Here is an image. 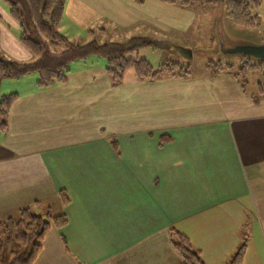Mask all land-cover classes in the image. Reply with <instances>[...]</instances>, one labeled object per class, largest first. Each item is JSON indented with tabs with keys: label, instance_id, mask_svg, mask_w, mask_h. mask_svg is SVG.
<instances>
[{
	"label": "crops",
	"instance_id": "crops-1",
	"mask_svg": "<svg viewBox=\"0 0 264 264\" xmlns=\"http://www.w3.org/2000/svg\"><path fill=\"white\" fill-rule=\"evenodd\" d=\"M221 7L68 0L58 31L75 45L148 38L159 66H186L189 51L230 65L217 59L227 56L220 43L234 48ZM19 34L0 1V54L35 62ZM231 66L142 81L129 71L114 85L107 61L91 58L48 89L37 75L0 82V100L18 96L0 133V219L30 208L68 220L45 235L34 264H183L173 231L204 264H229L245 244L243 264H264V94L243 89Z\"/></svg>",
	"mask_w": 264,
	"mask_h": 264
},
{
	"label": "trees",
	"instance_id": "trees-1",
	"mask_svg": "<svg viewBox=\"0 0 264 264\" xmlns=\"http://www.w3.org/2000/svg\"><path fill=\"white\" fill-rule=\"evenodd\" d=\"M10 9L11 17L20 28L19 39L23 46L34 56L35 62L18 63L6 59L0 54V82L6 79H19L37 75V87L48 89L65 84L71 73L70 66L75 62H86L91 58L107 61V73L114 85L124 80L127 72L135 73L137 80L156 79L164 74L183 77L190 74V67L179 63L167 62L158 68L138 58H129L139 50L152 47L148 38H134L125 43L100 44L92 41L85 45H75L61 35L58 28L64 18L68 0H0ZM167 4L190 9L197 4L224 5L228 17L237 26L255 28L260 25L257 12L262 8L264 0H164ZM65 45L62 52H53L59 46ZM207 71L216 75L224 70H232L231 65H221L220 62H209ZM263 73L264 62L250 64L243 58L242 66L236 70L235 77L243 89L248 84L249 73ZM18 96L11 94L0 100V133L6 131L9 112ZM258 99V98H257ZM256 100V99H255ZM172 139L161 137V144H168ZM115 145V144H114ZM62 204H69V197L61 192ZM66 216H53L51 213L38 214L27 208L20 211L17 219H0V264H34L41 253L45 235L51 228L61 230L66 227ZM65 249L68 250L63 239ZM172 244L183 258V264H204L198 252L193 250L189 240L173 231ZM13 247L12 261L7 263L5 247ZM246 244L231 259L229 264H243Z\"/></svg>",
	"mask_w": 264,
	"mask_h": 264
},
{
	"label": "rangeland",
	"instance_id": "rangeland-1",
	"mask_svg": "<svg viewBox=\"0 0 264 264\" xmlns=\"http://www.w3.org/2000/svg\"><path fill=\"white\" fill-rule=\"evenodd\" d=\"M4 3V2H3ZM6 4V3H5ZM221 8H217L216 10L222 12L223 14V20L224 23L223 24V29L225 30L226 34L228 35L230 40H227L225 42V45H229L230 47H235L238 45H254V46H260V45H264V3L262 8L257 12V15L259 17V19L261 20L260 25L258 27L255 28H245V27H241V26H237L233 23V21L228 17V13L226 10V7L224 5H221ZM117 34L114 33V36H110V38L115 39V41L117 40ZM222 41L223 38L222 36H219ZM107 39L109 38H101L98 37V40L103 42V41H108ZM97 40V38H96ZM129 40H123L122 43H125ZM224 42V41H223ZM105 43V42H103ZM217 44H218V40H217ZM66 49L65 45H61L59 46L57 49H52L53 52H62ZM149 50V51H148ZM141 49L139 50L136 54L133 55H129V58L132 59H140V60H145V59H151V61L154 63L152 66L154 68H158L160 67L159 63H161L159 60V58L156 55V57L154 58L153 53H151L152 49ZM200 52L202 54H206L208 55V52H204V50H200ZM160 54V53H158ZM187 55H182L180 57H187L189 58V53H186ZM149 57V58H148ZM151 57V58H150ZM153 57V58H152ZM193 59L187 63L184 64L186 66H190L191 65V69L193 71H203L204 68L207 66V63L209 61H213V60H208L207 58H204L202 56L199 55H195V52L193 51L192 54ZM207 57V56H205ZM186 58V59H187ZM217 59H220L222 61L223 64H230L233 65L235 67V69H239L241 67V58L239 56H235V55H227V56H221V57H217ZM250 64H254V63H250ZM135 73L134 72H129L127 74V76H134ZM247 91L249 94H256L261 95L262 92L264 94V74L263 73H249V75L247 76ZM259 85H261L262 90H260ZM14 250L13 247H5L4 252L6 255V260L7 263H10L13 259L11 251Z\"/></svg>",
	"mask_w": 264,
	"mask_h": 264
},
{
	"label": "water",
	"instance_id": "water-1",
	"mask_svg": "<svg viewBox=\"0 0 264 264\" xmlns=\"http://www.w3.org/2000/svg\"><path fill=\"white\" fill-rule=\"evenodd\" d=\"M220 49L221 52L226 55H240L245 59L264 62V45H238L232 49L224 50L223 43H220ZM188 53L189 58L185 57L187 59H185L184 63H189L193 59L192 52L189 51Z\"/></svg>",
	"mask_w": 264,
	"mask_h": 264
}]
</instances>
